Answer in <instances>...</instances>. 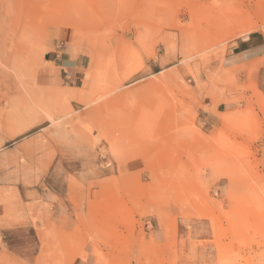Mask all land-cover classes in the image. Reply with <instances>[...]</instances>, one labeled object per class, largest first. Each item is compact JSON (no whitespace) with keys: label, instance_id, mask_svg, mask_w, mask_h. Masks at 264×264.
<instances>
[{"label":"rangeland","instance_id":"obj_1","mask_svg":"<svg viewBox=\"0 0 264 264\" xmlns=\"http://www.w3.org/2000/svg\"><path fill=\"white\" fill-rule=\"evenodd\" d=\"M263 51L264 0H0V264H264Z\"/></svg>","mask_w":264,"mask_h":264},{"label":"crops","instance_id":"obj_2","mask_svg":"<svg viewBox=\"0 0 264 264\" xmlns=\"http://www.w3.org/2000/svg\"><path fill=\"white\" fill-rule=\"evenodd\" d=\"M262 57H264V51L262 54ZM45 83H47V85L45 86H57L59 87V85H56V82H52V81H46ZM51 84V85H49ZM0 172L1 174V178L2 180H10L11 176L13 175V170L12 169H19V168H26V167H31L32 164H29L27 161V157H28V151H25V153H23L21 151V149L26 148V146H28L30 144L31 141H20V145L14 147L13 145H15L14 143L16 142H12L10 143V140L8 139V136L6 134L5 131H3L2 129H0ZM22 152V153H21ZM30 153V152H29ZM13 158H10V157ZM25 156V157H24ZM12 174V175H11ZM15 184V183H14ZM13 184V185H14ZM6 185H9V183H7ZM12 188H15L18 192V196H19V200L21 202L20 205L23 206V209L25 210V205L29 207V205H31L30 207H34L35 204L33 202H36L35 198L33 199H29L27 198V196L24 198V196L22 195V192L20 190L19 185H15V186H11ZM3 212L0 211V214H2Z\"/></svg>","mask_w":264,"mask_h":264}]
</instances>
